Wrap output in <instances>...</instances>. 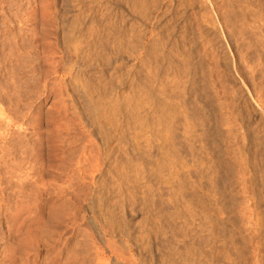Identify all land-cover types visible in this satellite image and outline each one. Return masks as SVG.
Wrapping results in <instances>:
<instances>
[{
  "label": "rangeland",
  "instance_id": "1",
  "mask_svg": "<svg viewBox=\"0 0 264 264\" xmlns=\"http://www.w3.org/2000/svg\"><path fill=\"white\" fill-rule=\"evenodd\" d=\"M263 22L264 0H0V264H105L89 220L106 264H264Z\"/></svg>",
  "mask_w": 264,
  "mask_h": 264
},
{
  "label": "bare ground",
  "instance_id": "2",
  "mask_svg": "<svg viewBox=\"0 0 264 264\" xmlns=\"http://www.w3.org/2000/svg\"><path fill=\"white\" fill-rule=\"evenodd\" d=\"M125 1V0H124ZM145 1V0H144ZM153 1V0H152ZM263 1V0H262ZM135 2V1H134ZM175 2H176V0H175ZM148 3H149V1H148ZM167 3H168V1H167ZM170 3V2H169ZM78 4V3H77ZM67 5V4H66ZM97 5V4H96ZM126 5V4H125ZM139 5V4H138ZM143 5H144V3H143ZM151 5V4H150ZM181 5V4H180ZM190 5V4H189ZM259 5H260V3H259ZM65 6V5H64ZM155 6V5H154ZM68 7V6H67ZM141 7V6H140ZM122 8H124V7H122ZM158 8V7H157ZM164 8V7H163ZM60 9V8H59ZM58 9V10H59ZM70 9V8H69ZM111 9V8H110ZM143 9V8H142ZM169 9V8H168ZM174 9V8H173ZM127 10V9H126ZM151 10H152V8H151ZM156 10V9H155ZM163 10V9H162ZM53 11H54V9H53ZM125 11V10H124ZM128 11H129V8H128ZM154 11V10H153ZM72 12V11H71ZM108 12V11H107ZM152 12V11H151ZM157 12V11H156ZM167 12V11H166ZM57 13H58V11H57ZM59 13H60V10H59ZM100 13V12H99ZM141 14H143V13H141ZM49 15V14H48ZM97 15V14H96ZM105 15V14H104ZM51 16V15H50ZM73 16V15H72ZM154 16V15H153ZM25 17V16H24ZM61 17V16H60ZM76 17H78L77 15H76ZM80 17V16H79ZM84 17V16H83ZM90 17V16H89ZM111 17V16H110ZM121 17V16H120ZM122 18V17H121ZM150 19H151V17H149ZM28 19V18H27ZM65 19V18H64ZM75 19V18H74ZM154 19V18H153ZM160 19V18H159ZM170 19V18H169ZM53 20V19H52ZM79 20V19H78ZM91 20V19H90ZM204 20V19H203ZM38 21V20H37ZM51 21V20H50ZM80 21V20H79ZM84 21V20H83ZM105 21V20H104ZM263 21V20H262ZM28 22V21H27ZM42 22V21H41ZM46 22V21H45ZM47 22L48 23H50L48 20H47ZM62 22H63V19H62ZM76 22V21H75ZM119 22V21H118ZM8 23V22H7ZM25 23V22H24ZM33 23V22H32ZM58 23V22H57ZM63 23H65V22H63ZM62 23V24H63ZM70 23V22H69ZM91 23V22H90ZM106 23V22H105ZM104 23V25H106ZM264 23V22H263ZM28 24V23H27ZM30 24V23H29ZM79 24V23H78ZM209 24V23H208ZM31 25V24H30ZM35 25V24H34ZM103 26V25H102ZM163 26V25H162ZM61 27V26H60ZM66 27V26H65ZM81 27V26H80ZM108 27V26H107ZM166 27V26H165ZM164 27V28H165ZM193 27V26H192ZM201 28V27H200ZM61 29V28H60ZM73 29V28H72ZM107 29V28H106ZM194 29H196V28H194ZM263 29V28H262ZM62 30V29H61ZM134 30V29H133ZM30 31V30H29ZM75 31V30H74ZM114 31V30H113ZM131 31V30H130ZM168 31V30H167ZM28 32V31H27ZM106 32V31H105ZM172 32V31H171ZM26 33V32H25ZM69 33V32H68ZM71 33V32H70ZM73 33V32H72ZM141 33V32H140ZM173 33V32H172ZM191 33V32H190ZM43 34V33H42ZM55 34V33H54ZM104 34V33H103ZM128 34V33H127ZM130 34V33H129ZM158 34V33H157ZM165 34V33H164ZM168 34H170V33H168ZM197 34V33H196ZM33 35V34H32ZM152 35V34H151ZM179 35V34H178ZM181 35V34H180ZM188 35V34H187ZM30 36V35H29ZM35 36V35H34ZM90 36V35H89ZM92 36H93V34H92ZM138 36V35H137ZM153 36V35H152ZM194 36V35H193ZM95 37V36H94ZM143 37V36H142ZM154 37V36H153ZM167 37V36H166ZM191 37V36H190ZM201 37V36H200ZM250 37V36H249ZM264 37V36H263ZM36 38V37H35ZM72 38H74V37H72ZM77 38H78V36H77ZM92 38V37H91ZM179 38H181V36L179 37ZM189 38V37H188ZM199 38V37H198ZM26 39V38H25ZM99 39V38H98ZM126 39V38H125ZM149 39V38H148ZM262 39V38H261ZM29 40V39H28ZM34 40V39H33ZM32 40V41H33ZM73 40H75V39H73ZM77 40V39H76ZM97 40V39H96ZM150 40V39H149ZM156 40V39H155ZM193 40V39H192ZM252 40V39H251ZM255 40V39H254ZM253 40V41H254ZM58 41H59V39H58ZM87 41V40H86ZM138 41V40H137ZM142 41V40H141ZM151 41V40H150ZM163 41V40H162ZM161 41V42H162ZM185 41V40H184ZM56 42V41H55ZM73 42H75V41H73ZM77 42V41H76ZM81 42V41H80ZM96 42V41H95ZM152 42V41H151ZM167 42V41H166ZM179 42V41H178ZM178 42H176V43H178ZM238 42H239V40H238ZM21 43H22V41H21ZM47 43V42H46ZM59 43V42H58ZM89 43V42H88ZM101 43V42H100ZM137 43V42H136ZM148 43V42H147ZM154 43V42H153ZM159 43H160V41H159ZM164 43V42H163ZM168 43V42H167ZM183 43V42H182ZM195 43V42H194ZM212 43V42H211ZM254 43V42H253ZM19 44V43H18ZM24 44V43H23ZM53 44H56V43H53ZM82 44V43H81ZM117 44V43H116ZM152 44V43H151ZM155 44V43H154ZM161 44V43H160ZM237 44V43H236ZM60 45V44H59ZM62 45V44H61ZM78 45H79V43H78ZM102 45V44H101ZM148 45V44H147ZM164 45H165V43H164ZM175 45V44H174ZM184 45V44H183ZM76 46H77V44H76ZM80 46H82V45H80ZM152 46V45H151ZM172 46V45H171ZM185 46V45H184ZM195 46V45H194ZM246 46V45H245ZM62 47V46H61ZM96 47V46H95ZM124 47V46H123ZM126 47H127V44H126ZM153 47V46H152ZM161 47V46H160ZM170 47V46H169ZM180 47V46H179ZM196 47V46H195ZM217 47V46H216ZM244 47V46H243ZM248 47V46H247ZM255 47V46H254ZM74 48V47H73ZM77 48V47H76ZM86 48V47H85ZM109 48V47H108ZM132 48V47H131ZM138 48V47H137ZM141 48V47H140ZM149 48V47H148ZM128 49V48H127ZM130 49V48H129ZM133 49V48H132ZM157 49H159V48H157ZM163 49V48H162ZM169 49H171V48H169ZM180 49H182V48H180ZM192 49V48H191ZM78 50V49H77ZM94 50V49H93ZM153 50V49H152ZM160 50V49H159ZM166 50V49H165ZM190 50V49H189ZM194 50V49H193ZM243 50V49H242ZM257 50V49H256ZM263 50V49H262ZM62 51H64V50H62ZM133 50H131V52H132ZM183 51V50H182ZM192 51V50H191ZM200 51V50H199ZM237 51V50H236ZM241 51V50H240ZM56 52V51H55ZM78 52H79V50H78ZM149 52V51H148ZM155 52V51H154ZM161 52H163V50L161 51ZM172 52V51H171ZM179 52V51H178ZM184 52V51H183ZM197 52V51H196ZM215 52V51H214ZM82 53H84V52H82ZM91 53V52H90ZM98 53V52H97ZM133 53V52H132ZM188 53V52H187ZM189 53H190V51H189ZM198 53V52H197ZM66 54V53H65ZM108 54V53H107ZM149 54V53H148ZM147 54V55H148ZM164 54H165V52H164ZM196 54V53H195ZM253 54V53H252ZM257 54V53H256ZM79 55V54H78ZM151 55V54H150ZM157 55V54H156ZM173 55V54H172ZM175 55V54H174ZM182 55V54H181ZM193 55V54H192ZM191 55V56H192ZM66 56V55H65ZM72 56V55H71ZM76 56V55H75ZM98 56V55H97ZM114 56V55H113ZM138 56V55H137ZM158 56V55H157ZM160 56V55H159ZM169 56H170V54H169ZM187 56V55H186ZM188 56H190V55H188ZM190 56V57H191ZM214 56V55H213ZM216 56V55H215ZM238 56H239V54H238ZM62 57V56H61ZM74 57V56H73ZM82 57V56H81ZM86 57H88V56H86ZM140 57V56H139ZM207 57V56H206ZM66 58V57H65ZM142 58V57H141ZM152 58V57H151ZM158 58V57H157ZM162 58V57H161ZM193 58V57H192ZM219 58V57H218ZM217 58V59H218ZM239 58V57H238ZM6 59V58H5ZM156 59V58H155ZM159 59V58H158ZM173 59V58H172ZM188 59V58H187ZM204 59V58H203ZM66 60V59H65ZM80 60H81V58H80ZM83 60V59H82ZM81 60V61H82ZM163 60V59H162ZM192 60V59H191ZM222 60V59H221ZM264 60V59H263ZM66 61H68V60H66ZM170 61V60H169ZM199 59L197 60V62H198V64H199ZM207 61V60H206ZM210 61V60H209ZM227 61V60H226ZM240 61V60H239ZM257 61V60H256ZM160 62V61H159ZM167 62H168V60H167ZM171 62V61H170ZM189 62H191L190 61V59H189ZM192 62H194L193 60H192ZM197 62H195V63H197ZM215 62V61H214ZM218 62V61H217ZM91 63V62H90ZM94 63V62H93ZM175 63V62H174ZM180 63H181V61H180ZM183 63V62H182ZM202 63V62H201ZM207 63V62H206ZM255 63V62H254ZM87 64H89V63H87ZM141 64V63H140ZM190 64V63H189ZM263 64V63H262ZM183 65H184V63H183ZM196 65V64H195ZM199 65H201V64H199ZM199 65H197V66H199ZM160 66V65H159ZM218 66V65H217ZM219 66H221V65H219ZM228 66V65H227ZM150 67V66H149ZM187 67V66H186ZM194 67V66H193ZM192 67V68H193ZM254 67V66H253ZM176 68V67H175ZM191 68V67H190ZM189 68V69H190ZM191 68V69H192ZM197 68V67H196ZM202 68V70H203V67H201ZM211 68V67H210ZM262 68V67H261ZM63 69H64V67H63ZM188 69V70H189ZM190 69V70H191ZM193 69H195V68H193ZM198 69H200L199 67H198ZM65 70H66V68H65ZM196 70V69H195ZM253 70H254V68H253ZM140 71V70H139ZM200 71H201V69H200ZM199 71V72H200ZM240 71V70H239ZM144 72V71H143ZM148 72V71H147ZM168 72V71H167ZM191 72H193V71H191ZM196 72V71H195ZM199 72H197V74L199 73ZM206 72V71H205ZM133 73V72H132ZM171 73V72H170ZM202 73V72H201ZM225 73V72H224ZM145 74V73H144ZM154 74V73H153ZM183 74H185V73H183ZM200 74V73H199ZM203 74V73H202ZM230 74V73H229ZM155 75V74H154ZM170 75V74H169ZM188 75V74H187ZM187 75H185V76H187ZM191 75V74H190ZM195 75V74H194ZM201 75V74H200ZM258 75V74H257ZM261 75V74H260ZM153 76V75H152ZM210 76V75H209ZM148 77V76H147ZM184 77V76H183ZM198 77V76H197ZM202 77V76H201ZM133 78V77H132ZM143 78V77H142ZM199 78H200V76H199ZM144 79V78H143ZM170 79V78H169ZM202 79V78H201ZM118 80V79H117ZM257 80V79H256ZM147 81V80H146ZM183 81V80H182ZM187 81H189V80H187ZM179 82V81H178ZM203 82V81H202ZM149 83V82H148ZM191 83V82H190ZM150 84V83H149ZM160 84V83H159ZM173 84V83H172ZM188 84V83H187ZM192 84V83H191ZM194 84V83H193ZM204 84V83H203ZM252 84V83H251ZM161 85H163L162 83H161ZM201 85V84H200ZM261 85V84H260ZM263 85V84H262ZM89 86V85H88ZM202 86H204V85H202ZM156 87V86H155ZM188 87H190L189 85H188ZM262 87V86H261ZM186 88V87H185ZM74 89V88H73ZM209 89V88H208ZM146 90V89H145ZM185 90V89H184ZM198 90V89H197ZM200 90H201V88H200ZM204 90V89H203ZM256 90V89H255ZM258 91H260V89H258ZM182 93H183V91H181ZM190 92V91H189ZM202 92V91H201ZM264 92V91H263ZM157 93H159V92H157ZM161 93V92H160ZM203 93V92H202ZM252 93V92H251ZM193 94V93H192ZM194 94H197V93H194ZM204 94V93H203ZM150 95V94H149ZM159 95V94H158ZM170 95H172L171 93H170ZM175 95V94H174ZM183 95V94H182ZM202 95V94H201ZM164 96V95H163ZM198 96V95H197ZM204 96V95H203ZM257 96V95H256ZM187 97V96H186ZM159 98V97H158ZM164 98V97H163ZM171 99H172V97H170ZM173 98H175L174 96H173ZM177 98V97H176ZM175 98V99H176ZM190 99H191V97H189ZM243 98V97H242ZM263 98V97H262ZM262 98H260V95H259V100H262L263 102H264V100L262 99ZM178 99V98H177ZM197 99V98H196ZM204 99V98H203ZM207 99V98H206ZM212 99V98H211ZM149 100V99H148ZM162 100V99H161ZM160 100V101H161ZM169 100V99H168ZM199 100V99H198ZM257 100H258V98H257ZM258 100V103H259V105H260V108H259V111L261 110V112H263L264 113V103L262 102V101H259ZM174 101V100H173ZM178 101V100H177ZM182 101V100H181ZM180 102V101H179ZM190 102V101H189ZM193 102V101H192ZM182 103V102H181ZM199 103V102H198ZM201 103H203V102H201ZM257 103V102H256ZM176 104V103H175ZM184 104V103H183ZM153 105V104H152ZM168 105H169V103H168ZM179 105V104H178ZM188 105V104H187ZM205 105V104H204ZM244 105V104H243ZM193 106V105H192ZM194 106H196V104L194 105ZM207 106H209V105H207ZM255 106V105H254ZM172 107V106H171ZM176 107V106H175ZM191 107V106H190ZM198 107V106H197ZM174 108V107H173ZM179 108V107H178ZM200 108H201V106H200ZM185 109V108H184ZM196 109V108H195ZM198 109H199V107H198ZM174 110V109H173ZM191 110V109H190ZM201 110V109H200ZM164 111V110H163ZM167 111V110H166ZM169 111V110H168ZM243 111V110H242ZM178 112V111H177ZM189 112V111H188ZM194 112H195V110H194ZM203 112V111H202ZM162 113V112H161ZM184 113V112H183ZM216 113V112H215ZM156 114V113H155ZM174 114V113H173ZM188 114V113H187ZM198 114V113H197ZM243 114V113H242ZM166 115V114H165ZM178 115V114H177ZM202 115V114H201ZM200 115V116H201ZM248 115V114H247ZM174 116V115H173ZM180 116V115H179ZM200 116H199V118H200ZM203 116H205V115H203ZM244 116V115H243ZM147 117V116H146ZM161 117V116H160ZM215 117V116H214ZM162 118V117H161ZM183 118V117H182ZM186 118V117H185ZM244 118V117H243ZM156 119V118H155ZM160 119V118H159ZM165 119V118H164ZM194 119V118H193ZM88 120V119H87ZM186 120V119H185ZM203 120V119H202ZM206 120V119H205ZM211 120V119H210ZM209 120V121H210ZM248 120V119H247ZM169 121V120H168ZM195 121V120H194ZM204 121V120H203ZM159 122V121H158ZM185 122V121H184ZM157 123V122H156ZM171 123V122H170ZM173 123V122H172ZM178 123V122H177ZM183 123V122H182ZM203 123V122H202ZM214 123H215V121H214ZM213 123V124H214ZM153 124V123H152ZM206 124V123H205ZM207 124H209V123H207ZM212 124V123H211ZM188 125H190V124H188ZM223 125V124H222ZM149 126V125H148ZM182 126V125H181ZM196 126V125H195ZM213 126H215V125H213ZM220 126V125H219ZM209 127H210V125H209ZM253 127V126H252ZM168 128V127H167ZM260 128H262V127H260ZM162 129H164V128H162ZM210 129V128H209ZM213 129V128H212ZM215 129V128H214ZM176 130V129H175ZM187 130V129H186ZM242 130V129H241ZM251 130V129H250ZM150 131V130H149ZM207 131V130H206ZM161 132V131H160ZM212 132V131H211ZM214 132H216V131H214ZM213 132V133H214ZM230 132V131H229ZM184 133V132H183ZM237 133V132H236ZM163 134V133H162ZM179 134V133H178ZM186 134V133H185ZM217 134V133H216ZM240 134V133H239ZM246 134V133H245ZM157 135H159V134H157ZM183 135V134H182ZM192 135V134H191ZM211 135V137L213 138V136H212V134H210ZM218 135V134H217ZM219 135H220V133H219ZM224 135V134H223ZM247 135H248V133H247ZM254 135H255V133H254ZM164 136V135H163ZM173 136H174V134H173ZM187 136V135H186ZM250 136V135H249ZM156 137V136H155ZM220 137V136H219ZM253 138L251 139V145H256V139H255V137L254 136H252ZM170 138V137H169ZM168 138V139H169ZM176 138H178V137H176ZM185 138V137H184ZM248 138V137H247ZM251 138V137H250ZM167 139V140H168ZM182 139V138H181ZM195 139V138H194ZM216 139V138H215ZM227 139V138H226ZM263 139V138H262ZM166 140V141H167ZM183 140V139H182ZM198 140V139H197ZM196 140V141H197ZM235 140V139H234ZM156 141V140H155ZM168 141H170V140H168ZM191 141V140H190ZM189 141V142H190ZM206 141V140H205ZM208 141V140H207ZM217 141V140H216ZM226 141V140H225ZM232 141V140H231ZM147 142V141H146ZM187 142V141H186ZM258 142V141H257ZM261 142V141H260ZM191 143V142H190ZM202 143V142H201ZM149 144V143H148ZM158 144V143H157ZM197 144V143H196ZM187 145V144H186ZM188 145H190V144H188ZM198 145V144H197ZM208 145H210V144H208ZM212 145H214V144H212ZM228 145V144H227ZM254 145V146H255ZM160 146V145H159ZM179 146V145H178ZM258 146V145H257ZM169 147V146H168ZM175 147V146H174ZM173 147V148H174ZM203 147V146H202ZM223 147V146H222ZM229 147V146H228ZM237 147V146H236ZM156 148V147H155ZM178 148V147H177ZM189 148V147H188ZM217 148V147H216ZM253 148V147H252ZM151 149H152V147H151ZM163 149V148H162ZM182 149V148H181ZM224 149V148H223ZM238 149V151H239V147L237 148ZM167 150V149H166ZM185 151V150H184ZM197 150H195V152H196ZM206 151V150H205ZM108 152V151H107ZM153 152V151H152ZM151 152V153H152ZM177 152V151H176ZM192 152V151H191ZM98 153V152H97ZM170 153V152H169ZM172 153V152H171ZM198 153V152H197ZM206 153V152H205ZM212 153H213V151H212ZM240 153V152H239ZM148 154V153H147ZM161 154V153H160ZM222 154V153H221ZM260 154V153H259ZM263 154V153H262ZM41 155V154H40ZM98 155V154H97ZM96 155V156H97ZM178 155H179V153H178ZM195 155H197V154H195ZM206 155V154H205ZM38 156V155H37ZM91 156V155H90ZM95 156V157H96ZM160 156V155H159ZM162 156V155H161ZM210 156V155H209ZM208 156V157H209ZM212 156V155H211ZM217 156V155H216ZM100 157V156H99ZM179 157H180V155H179ZM178 157V158H179ZM191 157V156H190ZM200 157H201V155H200ZM205 157V156H204ZM207 157V158H208ZM219 157V156H218ZM228 157V156H227ZM230 157V156H229ZM232 157V156H231ZM2 158V157H1ZM39 158V157H38ZM90 158V157H89ZM98 158V157H97ZM198 158V157H197ZM206 158V157H205ZM217 158V157H216ZM260 158V157H259ZM91 159H92V157H91ZM199 159V158H198ZM201 159V158H200ZM233 159V158H232ZM235 159V158H234ZM37 160V159H36ZM42 160V159H41ZM99 160V159H98ZM165 160V159H164ZM181 160V159H180ZM183 160V159H182ZM211 160V159H210ZM226 160V159H225ZM87 161V160H86ZM166 161V160H165ZM185 161V160H184ZM245 161V160H244ZM36 162V161H35ZM42 162V161H41ZM95 162H96V160H95ZM98 162V161H97ZM100 162V161H99ZM98 162V163H99ZM163 162V161H162ZM178 162V161H177ZM180 162V161H179ZM258 162V161H257ZM102 163V162H101ZM173 163V162H172ZM186 163V162H185ZM213 163V162H212ZM239 163V162H238ZM249 163V162H248ZM94 164V163H93ZM181 164V163H180ZM183 164H184V162H183ZM189 164V163H188ZM200 164V163H199ZM211 164V163H210ZM222 164V163H221ZM221 164H219V165H221ZM17 165V164H16ZM18 165H19V163H18ZM191 165V164H190ZM36 166H38V165H36ZM94 166V165H93ZM167 166V165H166ZM183 166V165H182ZM189 166V165H188ZM202 166V165H201ZM17 167V166H16ZM96 167V166H95ZM95 167H93V168H95ZM169 167V166H168ZM180 167V166H179ZM196 167V166H195ZM241 167V166H240ZM258 167V166H257ZM41 168V167H40ZM187 168V167H186ZM185 168V169H186ZM206 168H208V167H206ZM232 168V167H231ZM92 169V168H91ZM90 169V170H91ZM97 169V168H96ZM176 169V168H175ZM184 169V170H185ZM197 169V168H196ZM216 168H214V170H215ZM223 169V168H222ZM227 169V168H226ZM260 169V168H259ZM86 170V169H85ZM241 170V169H240ZM245 170V169H244ZM92 171H93V169H92ZM168 171H170L169 169H168ZM177 171H178V169H177ZM208 171V170H207ZM217 171V170H216ZM262 171V170H261ZM89 172V171H88ZM99 172H100V170H99ZM102 172V171H101ZM187 172V171H186ZM227 172V171H226ZM95 173V172H94ZM172 173V172H171ZM213 173V172H212ZM211 173V174H212ZM217 173V172H216ZM255 173V172H254ZM258 173H260V172H258ZM192 174V173H191ZM225 174V173H224ZM238 174V173H237ZM255 174H257V173H255ZM99 175V174H98ZM109 175V174H108ZM165 175V174H164ZM168 175V174H167ZM214 175V174H213ZM245 175V174H244ZM258 175V174H257ZM257 175H256V177H257ZM262 175V174H261ZM260 175V176H261ZM86 176V175H85ZM92 176V175H91ZM96 176V175H95ZM104 176V175H103ZM169 176V175H168ZM167 176V177H168ZM183 176V175H182ZM191 176V175H190ZM247 176V175H246ZM81 177V176H80ZM102 177V176H101ZM106 177V176H105ZM113 177V176H112ZM122 177V176H121ZM177 177V176H176ZM215 177V176H214ZM258 177H259V175H258ZM23 178V177H22ZM21 178V179H22ZM28 178V177H27ZM78 178V177H77ZM85 178V177H84ZM88 178H89V176H88ZM96 178V177H95ZM185 178V177H184ZM262 178V177H261ZM261 178H259L258 179V182L256 183L257 184V186H260V187H263V182H262V180L263 179H261ZM91 179V178H90ZM98 179V178H97ZM111 179V178H110ZM169 179V178H168ZM183 179V178H182ZM257 179V178H256ZM24 180V179H23ZM26 180V179H25ZM99 180V179H98ZM118 180V179H117ZM178 180V179H177ZM184 180V179H183ZM226 180V179H225ZM229 180V179H228ZM37 181V180H36ZM39 181V180H38ZM93 181V180H92ZM120 181V180H119ZM53 182V181H52ZM109 182V181H108ZM182 182V181H181ZM225 182V181H224ZM71 183V182H70ZM212 183V182H211ZM73 184V183H72ZM71 184V185H72ZM103 184V183H102ZM176 184V183H175ZM223 184H225V183H223ZM192 185V184H191ZM211 185V184H210ZM214 185V184H213ZM227 185V184H226ZM55 187H56V185H54ZM168 186V185H167ZM187 186H188V184H187ZM198 186V185H197ZM230 186V185H229ZM252 186V185H251ZM37 187H39L38 185H37ZM51 187V186H50ZM58 187H59V185H58ZM63 187V186H62ZM109 187V186H108ZM206 187V186H205ZM225 187V186H224ZM246 187V186H245ZM177 188H179V187H177ZM222 188V187H221ZM248 188V187H247ZM70 189V188H69ZM77 189V188H76ZM186 189V188H185ZM224 189H227V187L226 188H224ZM230 189V188H229ZM258 189H261V188H258ZM65 189H63V191H64ZM165 190V189H164ZM232 190V189H231ZM254 190V189H253ZM262 190H264V189H261V190H259V193H260V191H262ZM39 191V190H38ZM69 191H71V190H69ZM115 191V190H114ZM183 191V190H182ZM36 192V191H35ZM60 192H62V191H60ZM67 192V191H66ZM164 192H166V191H164ZM221 192V191H220ZM243 192V191H242ZM63 193V192H62ZM72 193H75V192H72ZM105 193V192H104ZM170 193V192H169ZM189 193V192H188ZM197 193V192H196ZM196 193H194L195 195H196ZM264 193V191H262V194ZM65 194V193H64ZM99 194V193H98ZM118 194V193H117ZM237 194V193H236ZM240 194V193H239ZM244 194H246V193H244ZM66 195H69V194H66ZM81 195V194H80ZM89 195V194H88ZM183 195V194H182ZM193 195V194H192ZM260 196H261V194H259ZM70 196V195H69ZM75 196V195H74ZM176 196V195H175ZM191 196V195H190ZM189 196V197H190ZM197 196V195H196ZM195 196V197H196ZM216 196V195H215ZM227 196V195H226ZM226 196H225V198H226ZM230 196V195H229ZM239 196V195H238ZM256 196V195H255ZM259 196V197H260ZM67 197V196H66ZM76 197V196H75ZM74 197V198H75ZM78 197V196H77ZM87 197V196H86ZM85 197V198H86ZM89 197V196H88ZM98 197H99V195H98ZM177 197V196H176ZM180 198H181V196H179ZM194 197V196H193ZM207 197V196H206ZM262 197H264V195H262ZM73 198V199H74ZM171 198V197H170ZM174 198V197H173ZM224 197L222 198V200H224L225 199ZM229 198V197H228ZM72 199V200H73ZM78 199V198H77ZM122 199V198H121ZM186 199H188V198H186ZM192 199V198H191ZM83 200V199H82ZM126 200V199H125ZM195 200V199H194ZM199 200V199H198ZM227 200V199H226ZM249 200V199H248ZM80 201V200H79ZM127 201V200H126ZM180 201V200H179ZM200 201V200H199ZM206 201H209L210 202V200H206ZM230 201V200H229ZM84 202V201H83ZM98 202V201H97ZM182 202H184V201H182ZM226 202V201H225ZM225 202H223V203H225ZM227 202H228V200H227ZM226 202V203H227ZM231 202V201H230ZM253 202V201H252ZM75 203V202H74ZM80 203V202H79ZM86 203V202H85ZM92 203V202H91ZM90 203V204H91ZM131 203V202H130ZM192 203H194V202H192ZM191 203V204H192ZM208 203V202H207ZM218 203V202H217ZM233 203V202H232ZM231 203V204H232ZM256 203V202H255ZM264 203V202H263ZM89 204V205H90ZM187 204V203H186ZM254 204V203H253ZM257 204V203H256ZM89 205H88V207H89ZM98 205V204H97ZM175 205V204H174ZM180 205V204H179ZM200 205V204H199ZM203 205V204H202ZM212 205H214V204H212ZM246 205V204H245ZM66 206V205H65ZM80 206V205H79ZM83 206V205H82ZM82 206H80V207H82ZM176 206V205H175ZM197 206V205H196ZM195 206V207H196ZM217 206V205H216ZM238 206H239V203H238ZM258 206V205H257ZM64 207V206H63ZM69 207V206H68ZM98 207V206H97ZM115 207V206H114ZM130 207V206H129ZM179 207V206H178ZM188 207H189V205H188ZM222 207H223V205H222ZM255 207V206H254ZM83 208H85V207H83ZM87 208V207H86ZM86 208H85V210H86ZM91 208V207H90ZM90 208H89V211H90ZM112 208V207H111ZM217 208V207H216ZM219 208V207H218ZM259 208V207H258ZM56 209V208H55ZM220 209V208H219ZM228 209V208H227ZM88 210V209H87ZM92 210V209H91ZM221 210V209H220ZM223 210V209H222ZM221 210V211H222ZM64 211V210H63ZM88 211V212H89ZM178 211V210H177ZM188 211H189V209H188ZM202 211V210H201ZM217 211V210H216ZM219 211V210H218ZM224 211V210H223ZM232 211V210H231ZM235 211V210H234ZM93 212H94V210H93ZM105 212V211H104ZM171 212V211H170ZM190 212V211H189ZM198 212V211H197ZM200 212V211H199ZM227 212V211H226ZM62 213V212H61ZM82 213V212H81ZM85 213V212H84ZM108 213V212H107ZM181 213V212H180ZM206 213V212H205ZM258 213V212H257ZM264 213V212H263ZM83 215V214H82ZM88 215H90V214H87V216ZM183 216H184V213L182 214ZM192 215V214H191ZM263 215V214H262ZM95 216H96V214H95ZM179 216V215H178ZM177 216V217H178ZM196 216V215H195ZM209 216V215H208ZM215 216V215H214ZM89 217V216H88ZM88 217H87V220L86 221H88L89 219H88ZM93 217H94V215H93ZM114 217V216H113ZM154 217V216H153ZM212 217V216H211ZM219 217H221V216H219ZM63 218V217H62ZM116 218V217H115ZM182 218V217H181ZM184 218V217H183ZM197 218V217H196ZM207 218H209V217H207ZM259 218V217H258ZM91 219V218H90ZM102 219V218H101ZM177 219V218H176ZM192 219V218H191ZM253 219H255V218H253ZM92 220V219H91ZM108 220V219H107ZM163 220V219H162ZM184 220V219H183ZM186 220V219H185ZM198 220V219H197ZM196 220V221H197ZM225 220V219H224ZM223 220V221H224ZM94 221V220H93ZM257 221V220H256ZM106 222V221H105ZM182 222V221H181ZM217 222V221H216ZM251 222H253V220L251 221ZM261 222V221H260ZM84 224V223H83ZM96 224V223H95ZM94 224V222H91L90 220H89V226H90V228L92 229V231L94 232L93 233V235L91 234V236L89 237H87V238H89V239H91V242L90 241H88V243L90 242L91 243V247H92V244L94 245L93 246V248H95V247H97V246H103V247H101V248H103L102 250H105V252H103V253H105L106 254V251H107V258H108V260L109 259H111V262H112V260H113V258H116V251H118L117 249H118V247L116 246V244H115V246H116V248L114 247L113 248V246H114V243L115 242H113L110 238H106V232L105 231H103V230H101V235L100 234H98V233H100V231H99V229L97 230L96 229V225ZM119 224V223H118ZM181 224V223H180ZM81 225V224H80ZM87 225V226H88ZM99 225V224H98ZM108 225H109V227H110V224H107V227L105 228V229H107V228H109L108 227ZM192 225V224H191ZM211 226H212V224H210ZM210 225H209V227H210ZM257 225V224H256ZM112 226V225H111ZM117 226V225H116ZM116 226L114 225V227L113 228H115L116 229ZM205 226V225H204ZM216 226V225H215ZM101 227H103L102 225H101ZM112 227H110V228H112ZM181 227V226H180ZM203 227V226H202ZM220 227V226H219ZM80 228V227H79ZM89 228V229H90ZM113 228H112V230H113ZM182 228V227H181ZM212 228V227H211ZM88 229V230H89ZM103 229H104V227H103ZM206 229V228H205ZM109 230V229H108ZM156 230V229H155ZM179 230V229H178ZM200 230V229H199ZM198 230V231H199ZM158 231V230H157ZM228 231V230H227ZM50 232V231H49ZM81 232V231H80ZM85 232H86V230H85ZM90 230L88 231V234L87 235H90ZM181 233V232H180ZM194 233V232H193ZM183 234V233H182ZM113 235V234H112ZM184 235V234H183ZM220 235V234H219ZM229 235V234H228ZM236 235V234H235ZM264 235V234H263ZM181 236V235H180ZM256 236V235H255ZM85 237V236H84ZM164 237V236H163ZM208 238H209V236H207ZM86 238V237H85ZM111 238H112V236H111ZM114 238H115V236H114ZM179 238V237H178ZM184 238V237H183ZM217 238V237H216ZM233 238H234V236H233ZM240 238H241V236H240ZM229 239V238H228ZM142 240V239H141ZM168 240V239H167ZM233 240V239H232ZM173 241V240H172ZM178 241V240H177ZM182 241H184V240H182ZM226 241V240H225ZM224 241V242H225ZM261 241V240H260ZM246 242V241H245ZM250 242V241H249ZM184 243V242H183ZM222 243V242H221ZM235 243V242H234ZM86 244V243H85ZM112 244H113V246H112ZM171 244V243H170ZM180 244V243H179ZM256 244V243H255ZM87 245V244H86ZM257 245V244H256ZM24 246V245H23ZM227 246V245H226ZM248 246V245H247ZM260 246V245H259ZM91 247L90 248H88V249H91ZM187 247V246H186ZM81 248V247H80ZM84 248V245L82 246V248L81 249H83ZM92 248V249H93ZM101 248L99 249V248H96L97 250L99 249V250H101ZM240 248V247H239ZM248 248V247H247ZM75 249V248H74ZM79 249V248H78ZM85 249V248H84ZM87 249V248H86ZM87 249V250H88ZM188 249V248H187ZM226 249V248H225ZM62 250V249H61ZM87 250H85V251H87ZM99 250H98V252H99ZM120 250V249H119ZM141 250V249H140ZM178 250V249H177ZM188 250H190V248L188 249ZM197 250V249H196ZM205 250V249H204ZM89 251V250H88ZM87 251V252H88ZM95 251V250H94ZM187 251V250H186ZM195 251V250H194ZM200 251V250H199ZM78 252H80V250L78 251ZM81 252H83V251H81ZM121 252V250L119 251V253ZM244 252V251H243ZM97 252H95V254H96ZM126 253V252H125ZM183 253H184V251H183ZM193 253V252H192ZM235 253V252H234ZM89 254V253H88ZM122 254V253H121ZM185 254V253H184ZM203 254V253H202ZM245 254V253H244ZM83 255V254H82ZM194 255V254H193ZM247 255V254H246ZM96 256V255H95ZM114 256V257H113ZM223 256V255H222ZM76 257V256H75ZM186 257V256H185ZM73 258V257H72ZM80 258H84V256L83 257H77V262L80 260ZM90 258V257H89ZM188 258V257H187ZM223 258V257H222ZM86 259V258H85ZM97 259H100L101 260V257L99 258V256H98V254H97V258L95 259V261L97 260ZM119 259H120V257H119ZM126 259V258H125ZM164 259V258H163ZM181 259V258H180ZM189 259V258H188ZM192 259V258H191ZM190 259V260H191ZM204 259V258H203ZM227 258H225V260H226ZM229 259V258H228ZM108 260H106V259H104V261L107 263V261ZM114 260H116V259H114ZM114 260H113V262H114ZM128 260V259H127ZM130 260V259H129ZM149 260V259H148ZM210 260V259H209ZM219 260V259H218ZM218 260H217V262H218ZM67 261V260H66ZM102 261V260H101ZM101 261H99L98 263L100 264V262ZM122 261H124V260H122ZM131 261V260H130ZM192 261V260H191ZM194 261V260H193ZM206 261V260H205ZM215 261V260H214ZM229 261V260H228ZM85 262V261H84ZM121 261H119L118 263H120ZM128 262V261H127ZM127 262H126V264H127ZM131 262H133V261H131ZM202 262V261H201ZM238 262V261H237ZM70 263V262H69ZM105 263V264H106ZM122 263V262H121ZM125 263V262H124ZM129 264H130V262H128ZM191 263H194V262H191ZM244 263V262H243ZM78 264H82V263H78ZM101 264H102V262H101ZM104 264V263H103ZM111 264H113V263H111ZM131 264H134V262L133 263H131ZM149 264V263H148ZM212 264V263H211ZM222 264V263H221ZM227 264V263H226Z\"/></svg>",
  "mask_w": 264,
  "mask_h": 264
}]
</instances>
